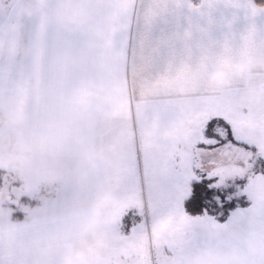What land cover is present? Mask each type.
Segmentation results:
<instances>
[{"label":"crops","instance_id":"1","mask_svg":"<svg viewBox=\"0 0 264 264\" xmlns=\"http://www.w3.org/2000/svg\"><path fill=\"white\" fill-rule=\"evenodd\" d=\"M30 27L28 72L0 74V149L92 168L102 190L144 189L151 165L176 163L147 144L139 163L132 147L147 143L154 105L264 76V6L252 0H31ZM0 264L69 261L50 246Z\"/></svg>","mask_w":264,"mask_h":264},{"label":"rangeland","instance_id":"2","mask_svg":"<svg viewBox=\"0 0 264 264\" xmlns=\"http://www.w3.org/2000/svg\"><path fill=\"white\" fill-rule=\"evenodd\" d=\"M30 5L31 0H0V74L28 72ZM229 92L241 95V102L237 114L228 118L237 136L255 149L246 152L244 146L232 145L209 150L206 125L214 116L225 115L214 106L217 97L163 103L154 105L144 119L150 132L147 143L142 136L133 140L139 163L147 144L150 150H176L180 161L203 172L250 174L249 160L256 163L257 155L264 156V117L258 116L264 76ZM197 105L199 111L189 107ZM221 131L214 129L212 137ZM79 166L64 168L0 149V256L64 246L69 264H179L181 259L187 264H264V231L255 224L221 232L226 242L219 245H181L182 225H173L171 217L153 222L150 184L143 183L139 190H110L105 183L102 190L94 169L82 172ZM130 219L137 228L126 235L122 221Z\"/></svg>","mask_w":264,"mask_h":264},{"label":"snow or ice","instance_id":"3","mask_svg":"<svg viewBox=\"0 0 264 264\" xmlns=\"http://www.w3.org/2000/svg\"><path fill=\"white\" fill-rule=\"evenodd\" d=\"M240 102L241 95L231 92L215 99V108L225 115L214 116L206 125L209 150L232 145L244 146L246 152L255 149V144L237 136L232 120L228 118L237 114ZM189 107L192 111L200 110L199 105ZM258 116L264 117V102L258 106ZM218 128L223 131L212 137L213 130ZM249 163L252 165L250 174L234 173L231 176L203 172L200 166L179 158L176 163H165L162 168L158 163L152 165L150 204L155 209L153 222L171 217L173 225L183 226L185 239L181 245L189 247L225 243L220 233L238 224H255L264 231V156L257 155L256 163L251 159ZM149 169L150 165L145 162L146 178ZM122 224L126 225V235L136 231L135 220L122 221ZM179 264H187V261L181 259Z\"/></svg>","mask_w":264,"mask_h":264},{"label":"trees","instance_id":"4","mask_svg":"<svg viewBox=\"0 0 264 264\" xmlns=\"http://www.w3.org/2000/svg\"><path fill=\"white\" fill-rule=\"evenodd\" d=\"M258 6H264V0H252Z\"/></svg>","mask_w":264,"mask_h":264}]
</instances>
